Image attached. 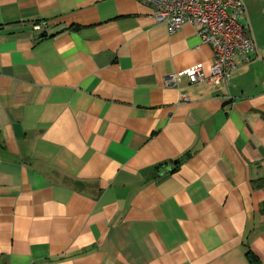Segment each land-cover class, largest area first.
<instances>
[{"label": "crops", "instance_id": "1", "mask_svg": "<svg viewBox=\"0 0 264 264\" xmlns=\"http://www.w3.org/2000/svg\"><path fill=\"white\" fill-rule=\"evenodd\" d=\"M244 1L257 58L214 85L184 72L211 73L196 27L139 0H0V264H264V0Z\"/></svg>", "mask_w": 264, "mask_h": 264}, {"label": "built area", "instance_id": "2", "mask_svg": "<svg viewBox=\"0 0 264 264\" xmlns=\"http://www.w3.org/2000/svg\"><path fill=\"white\" fill-rule=\"evenodd\" d=\"M139 1L150 5L157 21L166 23L171 33L187 23L192 24L203 41L213 48L215 55L209 75L203 63L184 71L192 83L208 81L214 85H228L242 61L250 63L257 58V43L247 19L244 0ZM165 80L168 85H177L178 76L168 75Z\"/></svg>", "mask_w": 264, "mask_h": 264}]
</instances>
